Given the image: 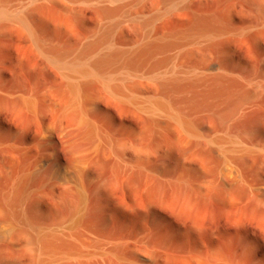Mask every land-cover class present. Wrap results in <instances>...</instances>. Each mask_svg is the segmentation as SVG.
Instances as JSON below:
<instances>
[{
    "label": "bare ground",
    "instance_id": "obj_1",
    "mask_svg": "<svg viewBox=\"0 0 264 264\" xmlns=\"http://www.w3.org/2000/svg\"><path fill=\"white\" fill-rule=\"evenodd\" d=\"M0 264H264V0H0Z\"/></svg>",
    "mask_w": 264,
    "mask_h": 264
},
{
    "label": "rangeland",
    "instance_id": "obj_2",
    "mask_svg": "<svg viewBox=\"0 0 264 264\" xmlns=\"http://www.w3.org/2000/svg\"><path fill=\"white\" fill-rule=\"evenodd\" d=\"M235 21L239 22V20L237 18H235Z\"/></svg>",
    "mask_w": 264,
    "mask_h": 264
}]
</instances>
